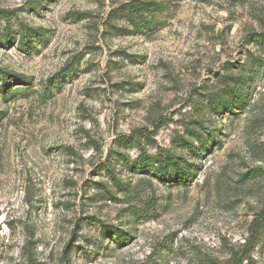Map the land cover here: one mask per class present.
<instances>
[{
	"label": "rangeland",
	"instance_id": "obj_1",
	"mask_svg": "<svg viewBox=\"0 0 264 264\" xmlns=\"http://www.w3.org/2000/svg\"><path fill=\"white\" fill-rule=\"evenodd\" d=\"M132 1L0 0V264H264V0Z\"/></svg>",
	"mask_w": 264,
	"mask_h": 264
},
{
	"label": "trees",
	"instance_id": "obj_2",
	"mask_svg": "<svg viewBox=\"0 0 264 264\" xmlns=\"http://www.w3.org/2000/svg\"><path fill=\"white\" fill-rule=\"evenodd\" d=\"M160 11V4L155 3L153 1L145 2L140 0H135L128 3L123 13L127 17L128 21L132 24L134 28L138 31L149 27V21L147 20V14L151 12ZM10 11L0 10V15L4 18H9ZM39 30L30 31L28 27L24 26L20 30V35L22 38L31 36V33L37 32ZM24 36V37H23ZM260 47L263 48L264 52V31L254 33L250 36ZM264 62V58L261 60ZM0 73L3 77L7 76V73L4 70L0 69ZM15 78H20L21 81H25L24 77L15 76ZM231 79L237 81L236 78L231 76ZM20 81V80H19ZM243 80H240L239 83ZM224 95H213L209 97V103L211 104V108L214 112H220L222 110H228L233 107L242 106L244 104V97L241 94V88L237 89L236 86L231 87L228 91L225 90ZM0 92L5 95V88L0 87ZM195 139L198 142L203 141L202 135L196 133L193 134ZM149 138V136H146ZM150 139V138H149ZM126 144L136 143V147L142 152L139 158L135 161V165H137L141 169H150L160 180H172L175 178H179L181 180H185L190 174L189 169L185 168L181 164L182 157H177L169 152H158L154 156L146 155L144 153V144L140 142V140L134 138L123 139V142ZM124 142V143H125ZM184 149H188L193 153L199 154L200 149H196L192 142L185 140L183 138L180 139L178 143ZM173 168V169H171ZM174 170V171H173ZM112 172H110L111 174ZM111 179L114 180V176L111 175ZM102 233L110 234L113 233L115 237L112 239L116 243H120L124 240L123 234H120L117 230L110 228H102ZM103 234V235H104Z\"/></svg>",
	"mask_w": 264,
	"mask_h": 264
}]
</instances>
